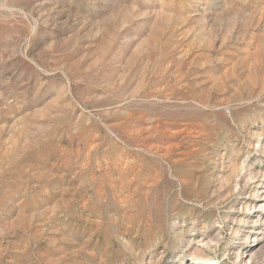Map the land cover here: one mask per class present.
Returning <instances> with one entry per match:
<instances>
[{"label": "rangeland", "instance_id": "obj_1", "mask_svg": "<svg viewBox=\"0 0 264 264\" xmlns=\"http://www.w3.org/2000/svg\"><path fill=\"white\" fill-rule=\"evenodd\" d=\"M0 264H264V0H0Z\"/></svg>", "mask_w": 264, "mask_h": 264}, {"label": "bare ground", "instance_id": "obj_2", "mask_svg": "<svg viewBox=\"0 0 264 264\" xmlns=\"http://www.w3.org/2000/svg\"><path fill=\"white\" fill-rule=\"evenodd\" d=\"M198 261V260H197ZM198 263H201V262H198Z\"/></svg>", "mask_w": 264, "mask_h": 264}]
</instances>
